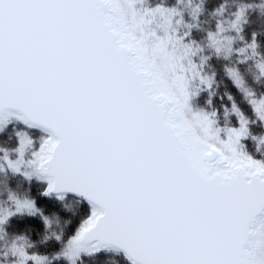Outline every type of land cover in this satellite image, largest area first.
Masks as SVG:
<instances>
[{
  "label": "snow or ice",
  "instance_id": "1",
  "mask_svg": "<svg viewBox=\"0 0 264 264\" xmlns=\"http://www.w3.org/2000/svg\"><path fill=\"white\" fill-rule=\"evenodd\" d=\"M246 7L229 24L236 32ZM179 12L164 0H0V127L15 117L43 132L21 131L14 157L3 149L0 169L23 170L41 187L10 190L14 206L0 207V233L18 213L39 214L51 228L58 220L39 201L53 196L72 193L89 205L71 232L44 235L60 241L53 257L15 235V264H78L106 248L131 264H264V159L243 150L249 119L235 101L238 127L222 129L215 113L193 110L191 79L211 88L214 77L192 61L189 33L173 28ZM225 31L220 22L208 32L217 55L260 56L255 34L233 49ZM256 67L264 75V56ZM225 70L264 119V95L241 68Z\"/></svg>",
  "mask_w": 264,
  "mask_h": 264
},
{
  "label": "trees",
  "instance_id": "2",
  "mask_svg": "<svg viewBox=\"0 0 264 264\" xmlns=\"http://www.w3.org/2000/svg\"><path fill=\"white\" fill-rule=\"evenodd\" d=\"M160 0H145L147 6H154ZM166 6L176 7L182 13V24L178 27L179 35L189 33L184 39L186 42L195 41L193 46L202 48L206 61L201 60V68L206 76H213L211 88L198 93L196 102L209 113H215V119L222 125L238 126L239 121L232 110L233 101L246 114L249 119V134L242 142L247 152L258 159H264V144L260 143V138L264 134L261 120L256 115L249 98L237 88L232 79L227 75L225 66L234 65L245 73L247 86L251 87L257 95H264V75L259 74L256 67V60L248 58L243 60L242 55L233 51L231 56L217 55L215 49L209 46L208 32L215 31L220 22L232 20L241 5H246V15L241 30V37L238 45L250 43L255 34L260 56H264V0H164ZM196 5H201L202 10L197 16L192 15V10ZM223 6L222 14L217 10ZM203 56V54H202ZM29 131L31 135L41 134L38 130L27 129L25 126L16 123L9 124L0 133V157L4 155L3 149L11 150L17 147L18 138L16 132ZM43 134V133H42ZM41 187V181L35 176H26L24 172H13L10 168L0 169V207L14 206L8 199L9 192L18 193L30 192L33 195ZM82 201V202H80ZM47 215L58 220L51 228L45 229L44 222L39 214L32 216L27 213L15 214L9 217L5 232L0 233V264H15L19 259L14 256L9 248L12 240L17 234H26L32 244V249L53 257L60 248V241L55 236L49 235L44 239V235L55 231L71 232L79 221L80 216L88 209L89 205L78 197L66 196L64 198L51 197L39 201ZM7 252V255L4 253ZM29 264H32L29 261ZM51 264H68L64 258H53ZM78 264H131L126 258L116 251H103L101 253L83 256Z\"/></svg>",
  "mask_w": 264,
  "mask_h": 264
},
{
  "label": "rangeland",
  "instance_id": "3",
  "mask_svg": "<svg viewBox=\"0 0 264 264\" xmlns=\"http://www.w3.org/2000/svg\"><path fill=\"white\" fill-rule=\"evenodd\" d=\"M137 6L139 7L140 5H137ZM234 19H235V17H234L232 20H234ZM182 20H183V17H182V13H181V12H179V13L173 18V25H172V26H173V28L176 29V33H177L178 35H179V29H178V27L182 24ZM232 20H227V21H225V22L223 21V24H224V26H225V28H226V31H225L224 33H222V35L235 37V39L233 40L232 47H233V49H236V48L243 47L244 45H238V42H239L240 37H241V31H240V32H236L235 29L229 27V24H230V22H231ZM177 22H178V23H177ZM153 26H155V23H154ZM161 31H162V30H161ZM185 42H186V41H185ZM186 43H187V42H186ZM193 47H194V48H197L196 46H193ZM197 49H198V51H196L195 54L191 56V59H192L193 62H195V63L197 64V66H198V68H199L201 74H202V75H205L203 69L201 68V65H202V64H201V60H200L202 57H205V54H204L202 48H197ZM248 51H249V53H250L252 50L249 49ZM235 52H236V51H235ZM237 53H239V52H237ZM202 54H203V56H202ZM249 58H253V57L250 56ZM253 59H260V58H259V56H258V57H255V58H253ZM185 64H187V59L185 60ZM189 87H190V91L192 92V97H191V101H190V103H191V105H192L193 110H194V111L203 110V111L207 112L204 108H202L201 106L198 105V103L196 102V97L198 96V93H199V92L204 91L205 89L208 88V86H207L206 84H202L201 81H200L199 76H196L195 78L191 79ZM208 113H209V112H208ZM232 114H236V116L238 117V115H237L236 112H232ZM237 119H238V121H239V117H238ZM259 119L261 120V122H262V124H263V128H264V119H261V118H259ZM216 121H217V126L220 127V128H222V129H224V128H228V127H238V126H239V124H238V126L222 125V124H219V123H218V119H216ZM11 123H16V121H15L13 118H11V119H10V120H9L4 126H3V127H0V133H1V132H2V131H3V130L9 125V124H11ZM20 132H21V131L16 132V135H17L18 141H19V136H18V134H19ZM41 134H42V133H41ZM41 134H34L33 136L36 137V136H39V135H41ZM221 135L226 137V132H222ZM246 137H247V136H246ZM244 138H245V137H244ZM244 138H243V139H244ZM243 139H242V140H243ZM261 139H264V134L261 136L260 140H261ZM242 145H243V150L247 152V150H246V148H245L243 142H242ZM17 146H18V143H17ZM247 153H248V152H247ZM14 156H15V155H14ZM257 159H258V158H257ZM22 171H23V170H22ZM23 172H24V171H23ZM101 252H102V251L99 250V251H97V252H95V253H92V254H85V255H83V256H91V255H95V254H98V253H101ZM83 256H82V257H83Z\"/></svg>",
  "mask_w": 264,
  "mask_h": 264
},
{
  "label": "water",
  "instance_id": "4",
  "mask_svg": "<svg viewBox=\"0 0 264 264\" xmlns=\"http://www.w3.org/2000/svg\"><path fill=\"white\" fill-rule=\"evenodd\" d=\"M64 196H74V197H77V196H75L74 194H72V193H67V194H65ZM63 196V197H64ZM78 198H80V197H78ZM80 199H82V198H80ZM87 204H88V202L86 201V200H84ZM110 249H113V251H117V252H120L121 254H123L124 256H125V254L123 253V251H120V250H118V249H115V248H106V249H101V251H105V250H110ZM125 258H126V256H125ZM127 259V258H126ZM128 260V259H127ZM129 261V260H128ZM130 263H131V261H129Z\"/></svg>",
  "mask_w": 264,
  "mask_h": 264
},
{
  "label": "bare ground",
  "instance_id": "5",
  "mask_svg": "<svg viewBox=\"0 0 264 264\" xmlns=\"http://www.w3.org/2000/svg\"><path fill=\"white\" fill-rule=\"evenodd\" d=\"M13 119L18 122L19 124L26 126L22 121H19L18 119H16L15 117H13ZM27 127V126H26ZM30 129H35V130H41L39 128H30ZM42 131V130H41ZM43 133V132H42ZM64 198V197H63ZM110 251H113V249H110Z\"/></svg>",
  "mask_w": 264,
  "mask_h": 264
}]
</instances>
